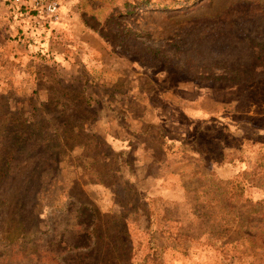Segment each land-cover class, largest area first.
<instances>
[{
	"label": "rangeland",
	"instance_id": "obj_1",
	"mask_svg": "<svg viewBox=\"0 0 264 264\" xmlns=\"http://www.w3.org/2000/svg\"><path fill=\"white\" fill-rule=\"evenodd\" d=\"M61 7L62 38L0 35V264H264V213L244 212L264 201V76L237 82L264 54V0ZM46 40L70 66L101 63L90 68L105 81L94 88L75 67L46 94L47 58L22 52ZM157 107L186 140L167 161ZM126 125L146 132L142 168L121 166L102 141Z\"/></svg>",
	"mask_w": 264,
	"mask_h": 264
},
{
	"label": "crops",
	"instance_id": "obj_2",
	"mask_svg": "<svg viewBox=\"0 0 264 264\" xmlns=\"http://www.w3.org/2000/svg\"><path fill=\"white\" fill-rule=\"evenodd\" d=\"M62 13H64L62 11ZM10 13H8V11L6 10V7L4 5V0H0V35L4 36V34L6 33L5 31V27L7 23V17ZM66 25L63 26V23ZM68 19L63 17L60 24L58 25V29H62L63 31L68 30L67 33H70V29H68ZM61 25V26H60ZM63 26V27H62ZM67 28V29H66ZM59 34L58 36L60 38H62V36H65L66 32L63 33V31L59 30ZM52 40V39H51ZM49 41L47 42V40L43 43H39V45L35 48L34 46H29L28 49H23L22 52L25 54H28L30 58L34 59L35 56H37L38 53H36V51H38L40 53V56L43 55L45 56L47 59V61L43 62L41 67L44 69L43 71H41L42 74V79L43 82L45 84L43 88V91L46 94H58L56 92V90H58V88L60 86H63L65 83H67V81H72L75 80V72L73 71L76 68L82 67V71L83 73L86 75V79H87V83L90 84L92 87L96 88V84L100 85L103 83V81H105L103 79L102 76H100L99 72H92L91 68L94 69H99L101 68V63H99V65L94 64L95 62H91V61H86V64H79L76 63L74 65H71L68 63V61H66L63 55V47H61V45H57L55 46L53 41ZM91 45V44H89ZM41 47V48H39ZM36 51H35V50ZM94 51H99L100 46L98 45L97 47L93 48ZM21 51V49L19 50L16 46H14V53H19ZM33 51H35L36 54H33ZM44 60V58L42 59ZM94 64L95 66H91L90 65ZM32 65H35L34 63ZM106 64H104L105 66ZM78 66V67H77ZM71 67V68H70ZM72 70V72L70 74L65 73L66 70ZM102 72V71H100ZM67 74V75H65ZM78 79L79 76H78ZM84 80V79H83ZM85 82V80H84ZM105 86H103L102 88L104 90H108L109 86L108 83L104 84ZM101 88V87H100ZM81 91H83V89H80ZM110 91V90H109ZM85 93V91H83ZM87 94H89L88 92H86ZM102 94H107L106 93H102ZM112 94V93H111ZM114 94H128V91L126 89H124L123 91L121 90V88L119 87V92H115ZM190 106H193L192 104H190ZM161 108L157 107L155 108V130L158 129L162 132L163 138L167 141H173V142H178L184 139V135L182 134H178L177 133H172L170 132V126H169V119L165 116H161L159 114H157L156 112L158 110H160ZM149 123L151 122H145V127H147V125H149ZM151 125H154L153 123ZM143 126V127H144ZM148 128V127H147ZM149 129V128H148ZM129 131H131L129 129V126L126 125L125 129L121 128V133L119 134V138H117L116 136L112 135V131L108 128L106 130H104L101 132V134L103 136H105L104 142L106 143V145L111 146L114 151L116 152L118 150V152H123L124 154L127 152V144L130 147H133L132 152H134V156H135V165L134 167L136 169L138 168H142L144 167V157L147 153V151H149L150 149L146 147L145 143L142 142H137L138 138L141 137H145L146 136V132L143 131L140 134L135 133L134 136L133 134H131ZM180 131V130H179ZM150 134V132H148ZM102 136V137H103ZM130 137H134L133 141H130ZM158 138V135L155 133V151H158L161 153L162 158L164 159V161L168 160V156L166 154V152L163 149H160L157 144L158 142L156 141V139ZM107 139V140H106ZM130 141V142H129ZM117 149V150H115ZM167 163V162H166ZM158 164V163H157ZM165 166V163H164ZM135 173H137V171L135 170ZM148 177V176H147ZM141 190V189H140Z\"/></svg>",
	"mask_w": 264,
	"mask_h": 264
},
{
	"label": "trees",
	"instance_id": "obj_3",
	"mask_svg": "<svg viewBox=\"0 0 264 264\" xmlns=\"http://www.w3.org/2000/svg\"><path fill=\"white\" fill-rule=\"evenodd\" d=\"M63 1L64 0L60 1L61 6H62ZM4 5H5L8 13H10L7 17V23L8 24H6V27H5L6 33L4 34V36H6V38H11V40H14L16 42L19 41L20 40L19 39V36H20L19 33L22 29L25 33H30L32 35H34L35 33H38V35H46L47 38L52 36L53 39H55L54 37H56L59 34L58 25L60 24V22L62 20V11H61V19L57 24H54V25H52V24L49 25V24H45V23H36L35 24V23L30 22V19L28 18V16L26 17V15H23V16L16 15V18H15V15L13 14V12L15 11V9H17L16 8L17 5L13 4L11 2V0H4ZM19 12L23 13V10L19 9ZM11 15L14 16V18ZM13 19L16 20L15 23H14ZM14 54L12 53V56H14ZM263 56H264V54L262 55L261 53H258V52L255 53L253 55L252 62L249 63L248 65H246L248 72L245 75H243L241 78H239L237 82L252 80L254 77L259 76V75L264 76V62H262V59H264V58H262ZM221 82L231 83L229 80H226V79L221 80ZM154 131L158 135V138L156 139V141L158 142L157 146L160 149H163L166 152V154H168V155H169V153L171 154V153L178 152L179 149L182 148V146H183L182 144H186V140H181L178 142H173V141L167 142L163 138L162 132L160 130L154 129ZM155 133H154V135H155ZM111 134L116 136L117 138H119V133L114 132ZM102 141L104 142V140H102ZM104 144L109 149V152L113 155L114 159L121 166H123L124 168L129 170L130 168H132L135 165L134 163H135L136 159L134 156V152H132L133 147H130L127 144V152L124 154L123 152H118L117 149H115V150H117L115 152L111 146L106 145L105 142H104ZM190 144L194 145L195 141H192ZM259 160H260V163L257 166V170H258L257 179H262L264 177V156H261ZM210 162L216 163L214 160H210ZM113 173L118 174L116 172H113ZM247 187H253V185L249 184V186H247ZM223 190L225 191V193L229 192L227 187ZM238 193L241 194L240 192H238ZM236 198L239 199L240 197L236 196ZM240 201H242L243 204L245 202H248V200H242V199H240ZM249 203H251V202H249ZM251 205H260V206H259V208H257V210H253V208H252L253 206H250V208H248V210H246L244 212H250V214H253V215H260L261 212L264 213V201L263 202L257 201L255 203H251ZM237 224L242 229L243 222L240 218H239V221L237 222ZM23 252L25 253L26 250H23Z\"/></svg>",
	"mask_w": 264,
	"mask_h": 264
},
{
	"label": "built area",
	"instance_id": "obj_4",
	"mask_svg": "<svg viewBox=\"0 0 264 264\" xmlns=\"http://www.w3.org/2000/svg\"><path fill=\"white\" fill-rule=\"evenodd\" d=\"M61 0H11L17 5L14 15H26L32 23L57 24L61 19ZM23 10V13L19 12ZM31 14V15H30Z\"/></svg>",
	"mask_w": 264,
	"mask_h": 264
}]
</instances>
